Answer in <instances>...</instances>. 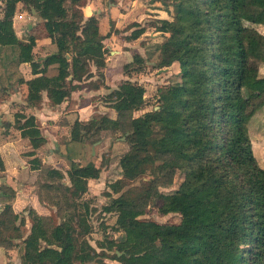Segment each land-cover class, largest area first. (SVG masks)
I'll list each match as a JSON object with an SVG mask.
<instances>
[{
  "label": "trees",
  "instance_id": "obj_1",
  "mask_svg": "<svg viewBox=\"0 0 264 264\" xmlns=\"http://www.w3.org/2000/svg\"><path fill=\"white\" fill-rule=\"evenodd\" d=\"M0 1V95L25 83L26 105L38 104L42 91L50 104L64 100L81 81L74 48L99 44L96 17H83L81 12L86 0ZM167 1L170 19L155 18L152 25L162 36L155 44L157 66L176 62L178 70L176 79L157 87L155 107L133 116L144 104V88L123 79L104 95L115 111L113 118L94 114L86 121L74 120L69 128L70 144L84 143L100 130L125 134L128 146L117 161L120 176L110 182L113 192L124 180L151 175L142 193L126 188L110 196L102 211L115 214L111 228L119 234L99 246L119 251L111 256L121 264H264V164L256 162L246 129L250 116L264 104V75L258 74L264 35L241 24L264 25V0ZM17 2L28 12L33 9L42 34L55 46L53 53L34 60V36L30 31L23 39L16 36L11 18ZM131 26L135 28L127 37L144 31L143 25ZM22 62L29 63L31 77L23 78L18 68ZM95 63L101 64L99 59ZM141 63L142 56L133 52L122 71L138 72ZM245 72L252 95L241 83ZM15 117L22 118L16 119V126L32 147L44 142L32 115L16 112ZM27 153L32 156L30 168L38 171L33 182L38 201L61 212L54 222L50 214L23 207L29 226L22 235L18 225L23 215L10 203L14 192L0 185V246L17 245L18 264H107L98 257L103 250L96 252L85 237L89 224L81 211L84 204L78 201L88 179L98 176L99 164L79 163L66 153L65 184L57 182L63 176L59 169L41 165L32 150ZM174 168L181 170L182 178L171 192L158 194L156 210L177 213L178 220L143 217L152 197V178ZM58 190L67 194L62 203L68 200L71 206H60ZM5 230L12 233L3 234ZM14 238L20 244L12 242Z\"/></svg>",
  "mask_w": 264,
  "mask_h": 264
},
{
  "label": "crops",
  "instance_id": "obj_2",
  "mask_svg": "<svg viewBox=\"0 0 264 264\" xmlns=\"http://www.w3.org/2000/svg\"><path fill=\"white\" fill-rule=\"evenodd\" d=\"M142 1L145 0H86L81 6L83 17L92 14L97 19L99 44L85 46L74 52L75 61L80 66L77 67V74L81 73V81L76 82L79 86L72 89L64 100L50 104L46 93L42 91L38 104L26 105L25 83L15 84L0 95V184L7 185L13 190L14 196L10 203L14 212L20 211L25 214L27 210L22 208L26 206L33 208L38 214L46 215L51 209V206L45 202H39L32 190L34 176L32 178L30 176L34 175L36 169L30 168L29 158L32 156L27 153L29 150L33 151V156L38 158L41 165L57 157L54 163L59 165L53 163L51 166L59 169L63 175H67L66 153L77 161V158L72 156L76 152L72 154L67 150L72 145L68 141L71 123L74 120L86 121L94 114H105L110 118L115 116L110 101L103 100L99 96L103 95L104 98V95L123 79L131 81L137 79L131 76L134 72L127 75L123 71L120 72L119 68L122 69V65L131 60L133 52L140 53L139 47L137 49L135 45L138 44L136 41H139V36L144 32L134 38L127 37L130 31H126V23L133 19L138 24L142 17L155 16L148 14L149 9L144 7L145 4H141ZM2 5L0 1V6ZM38 21L39 18L31 10L28 12L19 2L15 4L11 18L13 30L21 39L25 36V31H30L34 36L35 43L31 48L34 60H39L55 50L54 44L42 34ZM21 24L25 29L19 36L15 29H19ZM155 41L159 42V40ZM96 59L100 60V65H96ZM18 68L24 79L32 76L28 62L20 63ZM98 73H101V77L97 76ZM98 80L100 85L95 86L93 83H97ZM16 112L33 116V121L44 139L42 144L32 147L28 138L20 134V129L16 126L18 124ZM141 112L133 111L132 115L136 116ZM18 120L22 121V118ZM48 144L62 145L56 146L57 149L54 150ZM95 179H88L87 183L91 181L93 184ZM64 183L68 184V181ZM25 220L28 221L27 218ZM18 262L17 247L5 249L0 246V264H18Z\"/></svg>",
  "mask_w": 264,
  "mask_h": 264
},
{
  "label": "rangeland",
  "instance_id": "obj_3",
  "mask_svg": "<svg viewBox=\"0 0 264 264\" xmlns=\"http://www.w3.org/2000/svg\"><path fill=\"white\" fill-rule=\"evenodd\" d=\"M141 4H145L144 7H148L149 15H155L154 17H142L138 25H143L144 32L139 36V41H136V48L139 47V52L142 54V58L144 59V64L141 65V69L138 73H133L131 76L136 77L139 84H143L144 94L143 101L144 104L140 109L134 111H146L155 107L157 87L165 85L166 82H170L176 79L175 72L178 70V64L171 63L169 66H164L163 68L157 66L158 61V53L155 44L157 42L155 40H161L162 36L159 32H155L152 25H154L155 18H167L170 19L171 5L167 0H145L142 1ZM148 15V16H149ZM156 15L160 16L157 17ZM25 20V19H24ZM131 23H137L136 21L129 20L126 23L125 29L126 31L132 30L133 26ZM157 24V23H156ZM241 24L245 27H251L256 30L261 35H264V25L260 23H251L250 21H242ZM151 25V26H150ZM16 28V27H15ZM24 25L21 24L19 29H15L19 36L24 32ZM128 31V32H129ZM19 32V33H18ZM79 48H74V51ZM139 53V54H140ZM260 64L258 65V74L264 75V50L261 51L259 57ZM262 63V64H261ZM119 71L122 72L121 67ZM99 81V80H98ZM242 85L246 89V93L248 95H252L254 93L251 85L250 78L248 73H244L242 80ZM118 84V83H117ZM103 100H107L105 97L99 96ZM110 101V100H108ZM111 104V103H110ZM247 136L249 138L250 147L252 150V154L256 159V162L259 165L264 164V104L261 105L249 118L247 125ZM92 139H95L92 141ZM62 144H48L51 148L57 149ZM57 146V147H56ZM72 146V147H71ZM69 147V152L73 154L72 156L77 158L79 163H84L88 160L96 161L99 164V173L94 183L92 184L89 181V184L85 190V192L79 197L78 201L83 205L82 213L86 217V221L89 224V228L87 233L85 234L86 239L89 244L94 248L97 252L98 250H103L104 255L98 256L107 264H121L118 260L113 258L111 255L116 253L119 255V251H117L114 247L111 249H101L99 246V242H103V240L107 238H114L118 231L112 230L111 225L114 220L113 212H104L103 206L108 204L110 196H116L119 192L123 191L126 188H129L132 193H142L148 187L150 176L149 174H144L142 176L133 178L131 180H124L125 184H123L117 192H113V188L110 186V182H113L116 178L120 176V168L118 166V158L119 156L127 149V142L125 140V134H121L119 130L111 131V130H100L93 134L90 138H88L84 143L81 144H72ZM71 148V149H70ZM59 149V148H58ZM44 152V148L42 149ZM57 160V157L50 159L47 163H44L43 166H51L54 161ZM66 165L68 166V160H66ZM55 164V163H54ZM59 165V164H55ZM61 166V165H60ZM62 168H65L62 166ZM36 171L34 174L37 175ZM34 175L31 174L30 178ZM182 178V172L178 168H174L171 173L161 172L154 175L152 178L151 184V195L147 200L145 211L142 216L146 218L153 219L157 222H176L178 220L177 213H166L160 214L156 210V206L159 204L158 194H166L171 192L174 188H176L177 184ZM67 175H63L58 179L57 182L64 183L68 180ZM39 182V181H38ZM58 184V183H57ZM3 186L2 184H0ZM32 188V187H31ZM35 189L37 187H33L32 190L36 193ZM40 192L45 196L44 189L40 188ZM54 194V192H51ZM55 194L58 199L61 200L60 206L62 208L71 206L68 200L63 204L62 203V195L64 194L66 197V192L64 193L62 190L55 191ZM155 196V197H153ZM49 205V204H47ZM2 206V202L0 201V207ZM59 209V208H58ZM55 206H51L50 216L52 220L55 222L57 220L56 214H60L61 209L58 210ZM69 209V208H66ZM27 213V212H26ZM22 214L24 218V222L19 226L20 234L24 235L28 230V221L25 220L27 218V214ZM15 224H18V219L15 220ZM3 234L12 233L10 230H5L2 232ZM12 242L16 244H20L19 238L12 239ZM17 247V245H15ZM95 258V257H94ZM74 264H78L74 262Z\"/></svg>",
  "mask_w": 264,
  "mask_h": 264
},
{
  "label": "water",
  "instance_id": "obj_4",
  "mask_svg": "<svg viewBox=\"0 0 264 264\" xmlns=\"http://www.w3.org/2000/svg\"><path fill=\"white\" fill-rule=\"evenodd\" d=\"M30 10H31V12H33V9L32 8Z\"/></svg>",
  "mask_w": 264,
  "mask_h": 264
}]
</instances>
